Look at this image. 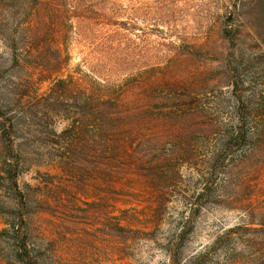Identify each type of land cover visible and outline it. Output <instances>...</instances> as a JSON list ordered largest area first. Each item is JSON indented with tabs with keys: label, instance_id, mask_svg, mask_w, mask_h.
<instances>
[{
	"label": "rangeland",
	"instance_id": "374dc122",
	"mask_svg": "<svg viewBox=\"0 0 264 264\" xmlns=\"http://www.w3.org/2000/svg\"><path fill=\"white\" fill-rule=\"evenodd\" d=\"M8 2L0 1V80L5 86L14 74L13 82L22 85L24 72L13 59L18 51L8 37L15 31L22 36L25 16ZM65 4L77 8L78 18L70 19L60 45L68 57L59 78H72L86 90L91 80L122 84L126 100L139 104L163 100L153 111L183 117L179 124L186 135L180 141L169 138L167 147L152 145L138 169H123L111 178L100 165L92 170L90 161H76L70 171L50 158L59 150L56 135L72 116L54 113L48 128L38 110L34 118H23L28 98H19L14 110L20 124L12 137L17 154L11 155L7 137L0 134V165L13 156L18 188L30 201L26 232L36 264H264L263 150L250 160L248 147L237 143L226 164L215 170L206 166L218 133L237 114L242 120L243 113L263 108L264 0ZM52 84L38 85V96ZM190 114L201 117L193 137L186 120ZM163 155L177 160L157 163ZM144 178L160 180L159 187H148ZM249 179L257 191L241 210L236 200L247 192ZM6 185L0 182V205L18 208ZM162 188L164 204L156 213L151 193ZM4 228L0 214V232ZM9 254L7 242L0 241V264H14Z\"/></svg>",
	"mask_w": 264,
	"mask_h": 264
},
{
	"label": "trees",
	"instance_id": "16d2710c",
	"mask_svg": "<svg viewBox=\"0 0 264 264\" xmlns=\"http://www.w3.org/2000/svg\"><path fill=\"white\" fill-rule=\"evenodd\" d=\"M7 1L10 7H20L25 16L20 29L22 36L19 38L18 32L15 31L14 36L11 34V37H8L12 50L18 51V55H14L13 59L16 67L24 72V84H15L14 74L9 75L10 79L5 86L0 80V134L4 139L7 137L11 155L17 154L12 137L17 131L20 119L17 118L14 108L18 109L19 98L22 96L28 98L24 119L27 116L34 118V111L38 110L42 112L44 122L50 128L55 118L54 113L72 116L67 126L56 135L55 147L59 150L50 158V161L56 160L63 168H72L70 171L75 170L73 165L76 161H90L93 164L92 170L100 165L103 173L111 178L110 174L117 175L120 170L138 169L143 163L142 158L148 156L152 145L159 147L162 144L165 147L170 143L169 138L180 141L183 135H186L183 125L179 124L183 117L160 116L153 111L163 100L154 97V100L150 101L143 98L141 102H150L139 104L126 100L128 94L122 89V84H103L91 80L89 89L86 90L72 78H59L68 57L62 56L60 45L69 28L70 19L77 17L74 15L77 8H67V0ZM80 18L85 19L84 16ZM35 76H38L37 81L33 80ZM48 80L53 82L49 92L38 96V85ZM177 101L186 103L190 100L178 98ZM262 107V110L252 108L249 113H243L242 120L237 114L232 124L218 133L219 139L213 142L216 144L215 150L206 161L210 170H215L219 164H226V157L230 156L237 143L248 147L250 160L258 150H263L264 153V104ZM196 119L201 117H193L190 114L186 119L192 127L188 130L190 137L194 135ZM175 122L177 126L174 127L172 124ZM251 123L258 124L251 126ZM165 149L169 151L168 148ZM11 157L13 158L6 156L1 162L0 182L7 183L5 189L9 195L8 199L12 201V198H17L19 205L18 208L12 204L7 208L0 205V214L4 216L6 224V228L0 232V241L7 242L9 257L14 264H36L30 253L26 232L28 214L25 211L30 201L18 188V173ZM171 159L176 161L177 157L163 155L157 163ZM261 166L264 167V164ZM171 171L177 173L175 169ZM254 171L257 172V168ZM210 176L211 173L208 179ZM158 181L160 180L144 178L145 184L153 189L158 186ZM250 181L251 179L245 181L247 192L243 198L236 200V203L241 205L238 209L244 210L242 205L248 204L246 200L257 191L256 186L249 184ZM223 182L227 183V178ZM164 188L151 193L152 201L155 199L157 204L156 213L164 204ZM203 195L205 193L199 194V197ZM259 213L264 217L263 208L262 213Z\"/></svg>",
	"mask_w": 264,
	"mask_h": 264
}]
</instances>
